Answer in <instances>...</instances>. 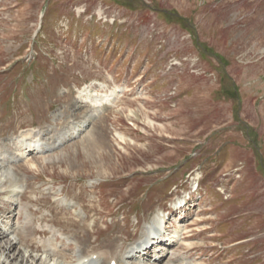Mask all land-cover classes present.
Masks as SVG:
<instances>
[{
    "label": "rangeland",
    "instance_id": "1",
    "mask_svg": "<svg viewBox=\"0 0 264 264\" xmlns=\"http://www.w3.org/2000/svg\"><path fill=\"white\" fill-rule=\"evenodd\" d=\"M110 245L264 264V0H0V264Z\"/></svg>",
    "mask_w": 264,
    "mask_h": 264
},
{
    "label": "bare ground",
    "instance_id": "2",
    "mask_svg": "<svg viewBox=\"0 0 264 264\" xmlns=\"http://www.w3.org/2000/svg\"><path fill=\"white\" fill-rule=\"evenodd\" d=\"M87 94H88V90L86 89L85 91ZM82 94V93H81ZM113 95L114 93H111V94H105L104 96H97V95H90L88 94L87 95V99H84V100H81L80 102L84 103V105H87L88 107L90 108H93V107H98V106H102L104 103H108V101H111L113 99ZM82 121V120H81ZM83 123V122H82ZM84 124V123H83ZM79 126H82L81 124L78 125V126H75L74 129L75 131L77 129H79ZM41 130V129H40ZM39 133V132H38ZM35 135H38L37 132L33 131V130H30V131H25L21 134V138L18 139V142L19 144L23 145V147L25 146L27 148V150H31L32 147L35 145L37 146L38 148L40 147L41 148V145L42 143L38 140V139H33V136ZM30 139V140H29ZM26 150V151H27ZM24 151V152H26ZM17 155L16 157H18L19 155H21V157H23L25 154L21 151V149L19 150V153L18 154H15ZM29 223V224H28ZM27 225H26V230L28 232L32 231L31 227H33L32 225H30V222H28ZM34 228V227H33ZM34 230V229H33ZM4 232H2L3 234ZM150 236V234H148ZM147 236V235H146ZM149 241L151 238H149ZM152 240V239H151ZM87 241V240H86ZM148 240H145L143 241L142 243L138 244V247L141 248V246H146L147 243H149ZM157 242V241H156ZM140 245V246H139ZM82 246V245H80ZM148 248H143V250H147ZM56 250V249H55ZM52 251V250H51ZM86 248L84 247V251L81 252L80 256H79V263L78 264H85V258L88 257V256H91V254H86ZM50 252V251H49ZM48 253V252H47ZM93 253H97V252H93ZM99 253V257H101L102 259H105V260H108L109 261L107 263H111L112 260H116V255H114L115 250L113 249V246L110 245L107 247V249H104L103 251L101 252H98ZM44 254V253H43ZM53 256V255H52ZM49 257V258H48ZM54 257L56 258V256L54 255ZM66 257V256H65ZM64 257V258H65ZM42 258V257H41ZM40 258V259H41ZM53 257H51V254H47L46 255V260L45 262L43 261L42 264H63V261L59 262V261H56L55 263L51 261ZM24 259V258H23ZM59 259V258H58ZM62 259V258H61ZM66 261V260H65ZM105 264V262H104Z\"/></svg>",
    "mask_w": 264,
    "mask_h": 264
}]
</instances>
